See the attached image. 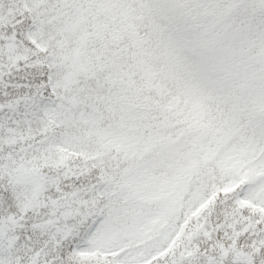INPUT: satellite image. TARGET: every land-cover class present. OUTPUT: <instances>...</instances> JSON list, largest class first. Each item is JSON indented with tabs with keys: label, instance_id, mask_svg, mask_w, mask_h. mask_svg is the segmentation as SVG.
Returning a JSON list of instances; mask_svg holds the SVG:
<instances>
[{
	"label": "snow or ice",
	"instance_id": "6c2138e0",
	"mask_svg": "<svg viewBox=\"0 0 264 264\" xmlns=\"http://www.w3.org/2000/svg\"><path fill=\"white\" fill-rule=\"evenodd\" d=\"M0 264H264V0H0Z\"/></svg>",
	"mask_w": 264,
	"mask_h": 264
}]
</instances>
